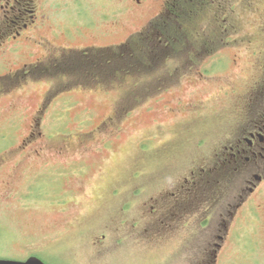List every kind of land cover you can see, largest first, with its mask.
I'll list each match as a JSON object with an SVG mask.
<instances>
[{"label":"rangeland","instance_id":"rangeland-1","mask_svg":"<svg viewBox=\"0 0 264 264\" xmlns=\"http://www.w3.org/2000/svg\"><path fill=\"white\" fill-rule=\"evenodd\" d=\"M37 2L38 15L45 19L39 26H31L30 23V28L20 29L19 26L25 21L0 25V35L6 29L10 31L7 37H0V75H4L5 81L10 83L6 94L0 99V133L15 139L14 143L10 141L5 145L9 150L29 132L36 118L34 133L40 131L44 136H54L55 143L60 141L59 135L67 136L70 147L61 158H47L51 163L49 167L43 166L41 159L33 158L20 165V157L13 155L7 156V164L2 170L11 169L15 163L22 166L25 176L18 177L15 182L16 188L21 190L37 172L49 168L64 170L66 176L63 175L56 183L61 191L68 194L66 216L70 221L80 217L92 218L90 228H100L112 214L103 208L100 195L120 183L119 180L128 176L132 169V173L141 172L134 175L133 180V189L136 188L133 198L138 210L149 198L169 191L176 181L190 176L196 166L192 163L213 153L211 148L218 145L214 147L213 142H217L221 135L214 137L213 134L211 141L200 148L194 146L195 140L191 144H179L183 132L181 125L192 123L191 119L204 118L210 125L220 124L223 128L232 129L233 118H239L235 98L240 99L242 88L250 86L259 75L255 66L259 67L261 55L251 53V49L241 41L230 46L229 50L223 47L218 51L227 57L228 62L226 59V64L215 74L208 72L204 74L206 77H202L189 72L187 67L181 69L179 57L185 56V52L174 39L176 31L168 30L176 29V18L171 17L160 19L166 22V27L161 34H152L157 42L149 41L151 46L148 45V48L154 50L163 48V40H170L174 44L167 47L169 50H161L164 52L162 56L158 55L154 70L146 69L148 65L124 74L116 70L119 76L107 78L104 83L53 73L51 65L65 57L100 59L114 56L118 50H124V56L135 55V51L121 48L123 41H128V37L139 29L147 28V21L159 20L158 13L161 10L165 14L167 0H148L140 6L134 4L133 0H79V6L76 0ZM64 2L68 5H59ZM263 2H259L257 10L249 12L244 8L246 14L239 11L235 15L237 19L241 15L244 26L241 35L249 29L247 36L254 37L253 48L264 42V31L259 27L264 24ZM78 7L88 17L79 15ZM71 9L76 10L72 12ZM149 28L145 30L146 35L153 32ZM17 29L21 34L14 39V30ZM121 53L118 55L123 56ZM237 53V61H234L233 54ZM139 55L146 59L147 64L154 60L149 59L150 55L144 51ZM233 87L236 91H232ZM40 106H43L41 118L37 119L39 114L36 111ZM114 112L120 115L116 118L120 128L115 131L113 128L98 130L96 127ZM202 127V134H205L207 127ZM84 132L91 133V139L80 145L76 138ZM164 142L173 144L172 149L177 154L172 160L158 154ZM22 173L21 170L17 175ZM32 187L34 191L29 199L9 197L3 200L0 257L22 256L29 246L48 245V236L53 235L50 231L56 225L54 222L59 213L49 202L48 195L43 193L46 187L43 188L41 184H33ZM121 199V196L112 198L116 202ZM116 202L110 201L113 204L111 208L115 207ZM257 203L259 207L255 206L254 209L257 213L241 214L235 226L247 229L246 238L250 235L252 241L246 240L243 244L252 242L255 248L262 249L256 255L264 259V192L258 196ZM99 211L103 216L94 219ZM74 225L61 230V245L69 252V259L52 257L57 264H89L87 253H90L91 245L89 241L81 240L79 228ZM171 247L174 244L151 247L146 252L135 249L120 259L99 264H188V259L195 258V249H186L187 246L181 254L169 256ZM240 249L236 243L228 245L226 258L229 264H255L245 258L244 251Z\"/></svg>","mask_w":264,"mask_h":264},{"label":"flooded vegetation","instance_id":"flooded-vegetation-1","mask_svg":"<svg viewBox=\"0 0 264 264\" xmlns=\"http://www.w3.org/2000/svg\"><path fill=\"white\" fill-rule=\"evenodd\" d=\"M147 1L133 0L138 6L146 4ZM261 1L264 0L237 2L235 0H167L165 14L161 10L158 13L159 20L147 21V28L139 29L132 33L130 38L128 37V41H123L121 48L127 47L130 52H134L136 46L147 50L146 53L152 56H149V59L154 57V60L150 61L146 69L154 70L158 63V55L162 56L164 52L161 50H169L173 43L170 40L168 43L162 41L163 48L154 50L151 47L148 48V45L151 46L149 41L152 39L157 42L152 34H159V32L161 34L162 29L166 27V22L160 19L175 17L177 30L175 29L174 39L181 44L182 52H185V56H180L179 60L182 65L187 64V66L180 65L181 69L187 67L189 72L202 77H206L207 75L204 74L208 72L215 74L226 64L227 59L218 51L223 47L229 50L230 46L241 41L251 49V53L261 55L259 67L254 65L256 72H260L259 75L253 79L250 86L242 88L243 95L240 99L235 98L239 118L238 120L233 118L235 122L232 124V129L223 128L220 124L210 125L208 120L204 118L198 120L196 117L191 119L192 123L181 125L183 132H181L182 139H179V144L184 142L191 144L195 140L194 146L200 148L211 141L213 134L214 137L216 134L221 135L217 142H213L214 147L218 144L217 147L211 148L213 153L207 157L202 156L200 161L192 163L196 166L192 169L190 176L176 181L169 191L149 198L143 202V206H139V209L137 207L138 210L133 198L136 193V188L133 189V180L134 175H140L141 172L132 173V169L128 176H123L119 180L120 183H116L100 195L103 208L113 214L105 221L103 227L90 228L92 218L89 217L74 218L70 221L65 214L68 194L61 191L56 183L63 175L66 176L67 173L64 170L49 168L37 172L27 180L22 190L15 186L17 178L25 176L22 166L15 163L11 169L5 172L2 170L7 164V156L13 155L20 157L22 160L20 165L33 158L41 159L42 165L49 167L51 163L47 158H61L60 156L68 152L70 147L67 143L68 137L59 135L60 141L55 143L54 136H44L40 131L37 134L34 133L36 118L29 132L19 138L17 144L9 150L5 145H8L10 141L14 143L15 139L0 133V212L3 210L4 199L9 197L18 200L29 199L34 191L32 185L41 184L43 188L46 187L43 193L48 195L49 202L59 213V217L54 222L56 225L50 231L53 235L48 236V245L29 246L22 252V256L11 258L26 260L30 256H36L45 264H57L52 257L69 259V252L61 245L63 235L60 237V234L62 229L75 224L74 226L79 228L78 235L80 233L81 240L89 241L88 244L91 245V251L87 253L89 264L105 263L110 259L121 258L135 249L146 252L151 247L172 244L174 247H171L169 256L174 253L181 254L186 246V249H195V258L188 259V264H229L226 250L231 243L240 246V250H243L246 255L245 258L252 260L255 264H264V259L256 255L257 252H262V249L255 248L252 242L243 244V241H252L249 234V239L246 238L247 229L235 226L241 214L257 213L254 211L255 206L259 207L257 198L264 192V42L253 48L254 37L247 36L249 29L241 35L244 29L241 15L238 19L235 16L239 14V11L241 14H246L247 10L249 12L257 10ZM75 3L77 6L80 5L79 0ZM59 5L68 4L64 2ZM160 6L162 9L164 1ZM37 7V0H0V25L7 26L8 22L17 24L19 21H25L19 26L20 29L30 28V23L31 26L37 27L40 22L45 21L38 15ZM81 8L78 14L84 18L88 17ZM75 10L71 9L72 12ZM149 27L153 32L150 31L146 35L145 30L150 29ZM259 27L261 31H264V24H260ZM20 29L14 30V39L21 34ZM9 32L6 29L0 37H7ZM137 36L138 38H135ZM261 36H263L262 32ZM120 52L123 54L125 51H116V53ZM238 55V53L233 54L234 58L231 57V59L237 61ZM216 77L221 78L219 74H216ZM9 87L10 83L5 81L4 75H0V99ZM235 89L233 87L232 91H236ZM41 109L43 106L36 111L39 114L37 119L41 118ZM119 116L118 112L116 115L114 112V115L107 117L109 119L102 121L96 128L98 130L113 128V131L119 129L117 120ZM203 125L207 127L205 134H202L204 133ZM91 135L88 132L79 134L76 142L82 145V142L91 139ZM168 144L171 145L168 146ZM172 145V142L167 144L164 142L158 154L167 160H172L177 154L172 149ZM21 170L23 173L17 175ZM119 196L122 197L120 202L112 200ZM110 201L116 202L115 207L111 208L113 204ZM100 212L96 213L94 219L98 220L103 216L99 214ZM193 239L195 241L191 242ZM192 261L195 262L192 263Z\"/></svg>","mask_w":264,"mask_h":264},{"label":"trees","instance_id":"trees-1","mask_svg":"<svg viewBox=\"0 0 264 264\" xmlns=\"http://www.w3.org/2000/svg\"><path fill=\"white\" fill-rule=\"evenodd\" d=\"M171 29V31H175L173 28ZM166 43H168V41ZM136 49H138L137 52ZM143 51L147 52V50ZM143 51L139 46L135 48V55L128 54V56H122L118 55L120 53H116L114 56L102 57L100 59L91 57H65L61 58L58 63L56 62L51 65L54 70L50 69V71L52 70L51 72L53 73H64L71 77L90 78L104 83L107 78L109 79L112 78V76H119L116 75L118 73L116 70H119L124 74L123 72L127 73L135 68H144L149 65L150 61L147 64L146 59L139 55L142 54Z\"/></svg>","mask_w":264,"mask_h":264},{"label":"water","instance_id":"water-1","mask_svg":"<svg viewBox=\"0 0 264 264\" xmlns=\"http://www.w3.org/2000/svg\"><path fill=\"white\" fill-rule=\"evenodd\" d=\"M0 264H45L40 258L36 256H31L25 261L16 260V259H8V258H0Z\"/></svg>","mask_w":264,"mask_h":264}]
</instances>
